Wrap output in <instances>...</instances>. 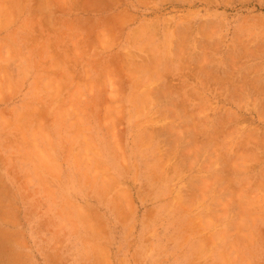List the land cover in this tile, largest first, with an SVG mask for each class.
Masks as SVG:
<instances>
[{
	"label": "rangeland",
	"instance_id": "1",
	"mask_svg": "<svg viewBox=\"0 0 264 264\" xmlns=\"http://www.w3.org/2000/svg\"><path fill=\"white\" fill-rule=\"evenodd\" d=\"M0 264H264V0H0Z\"/></svg>",
	"mask_w": 264,
	"mask_h": 264
},
{
	"label": "bare ground",
	"instance_id": "2",
	"mask_svg": "<svg viewBox=\"0 0 264 264\" xmlns=\"http://www.w3.org/2000/svg\"><path fill=\"white\" fill-rule=\"evenodd\" d=\"M12 12V11H11ZM60 89V88H59ZM57 94V93H56Z\"/></svg>",
	"mask_w": 264,
	"mask_h": 264
}]
</instances>
